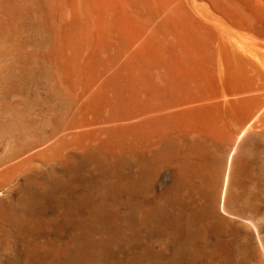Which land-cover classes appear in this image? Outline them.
<instances>
[{
	"label": "bare ground",
	"instance_id": "obj_1",
	"mask_svg": "<svg viewBox=\"0 0 264 264\" xmlns=\"http://www.w3.org/2000/svg\"><path fill=\"white\" fill-rule=\"evenodd\" d=\"M218 7L0 0V264H264V0Z\"/></svg>",
	"mask_w": 264,
	"mask_h": 264
},
{
	"label": "rangeland",
	"instance_id": "obj_2",
	"mask_svg": "<svg viewBox=\"0 0 264 264\" xmlns=\"http://www.w3.org/2000/svg\"><path fill=\"white\" fill-rule=\"evenodd\" d=\"M212 1V2H211ZM254 0H249V2H253ZM186 2H191L193 5H195V6H200V7H205V8H207V9H213V8H211L212 7V5H213V7H214V9H213V11H211L212 13H216L217 12V14L216 15H218L219 16V14H221V12L218 14V12L220 11L219 10V7H218V2H219V0H186ZM200 3V4H199ZM210 6H209V5ZM209 6V7H208ZM233 6H235L234 4L232 5V6H230V9H232L234 12H237L236 10V7H234L236 10H234V8H233ZM255 25H253L252 27H250V26H247V28L245 27V28H242L241 29V32L243 33V35L245 34V36H249L248 37V40H250V38L251 39H253L254 40V42H255V44H254V46L256 47V49H257V46L256 45H258L259 47H258V49H259V52H261V54H264V52L262 51V50H264L263 48H264V30L263 29H261V28H256V26H255V28H254V30H255V33H254V30H253V27H254ZM244 29V30H243ZM246 29V30H245ZM261 32V33H260ZM263 32V33H262ZM253 33V34H252ZM258 34V35H257ZM253 35V36H252ZM252 36V37H251ZM246 37V38H247ZM256 39H255V38ZM258 37V38H257ZM256 40V41H255ZM257 41H258V43H257ZM251 42V41H250ZM262 43V44H261ZM262 47V48H261ZM263 52V53H262ZM97 127L98 128V126H101L100 124H92L91 126H89V128L90 127H92V130H93V127ZM89 130V129H88ZM91 129L89 130V131H92ZM94 131H97L96 130V128H94ZM0 155H1V153H0ZM2 156V155H1ZM21 182H23V179L22 178H20L19 176H17V177H14V178H12L11 179V181L10 182H8L7 184H3V185H0V199H4V198H11V199H14V198H17L18 196L16 195V193L14 192L15 191V189H16V187L18 186V184L20 185V183ZM22 184V183H21ZM13 188H14V190H13ZM17 196V197H16ZM46 219V218H45ZM45 219L43 218V219H41L42 220V222L43 221H45ZM0 257H1V251H0ZM2 259H4V257H1L0 258V260H2ZM3 261V260H2ZM47 263V262H46ZM46 263H44V264H46ZM21 264V263H20ZM22 264H25V263H22Z\"/></svg>",
	"mask_w": 264,
	"mask_h": 264
}]
</instances>
